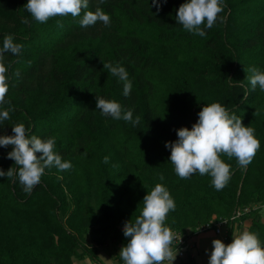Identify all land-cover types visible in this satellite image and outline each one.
Masks as SVG:
<instances>
[{"label":"trees","instance_id":"trees-1","mask_svg":"<svg viewBox=\"0 0 264 264\" xmlns=\"http://www.w3.org/2000/svg\"><path fill=\"white\" fill-rule=\"evenodd\" d=\"M27 2L0 0V48L9 34L22 45L19 55L5 53L10 104L2 107L13 110L0 135H12V124L24 123L29 135L54 137V151L72 167L45 168L30 195L18 177H0V264H104L98 247L109 244L110 253L120 252L129 239L125 222H134L157 183L175 201L165 225L188 241L201 224L225 218L228 244L234 229L250 219L247 230L264 245V90L252 89L248 79L249 68L264 71V0H223V22L218 18L204 28V37L177 23L185 0H167L159 12L152 0H104L99 6L110 25L88 28L79 24L85 10L39 23L25 9ZM98 3L89 0L87 10ZM103 62L125 67L130 96ZM97 94L132 110L139 123L104 116L96 108ZM213 102L241 118L260 141L246 169L221 155L231 177L219 191L207 174L181 179L165 147ZM11 150L0 146L5 172L16 167L7 158ZM119 252L116 264H124ZM187 258L180 264H196L191 254Z\"/></svg>","mask_w":264,"mask_h":264},{"label":"clouds","instance_id":"clouds-1","mask_svg":"<svg viewBox=\"0 0 264 264\" xmlns=\"http://www.w3.org/2000/svg\"><path fill=\"white\" fill-rule=\"evenodd\" d=\"M95 11L87 10L89 0H28L24 6L28 13L39 23H45L53 17H79L81 27L88 28L102 22L110 25V17L99 4ZM167 0H152V5L160 11L162 4ZM223 11V0H185L176 12V21L189 33L204 37V28H212ZM22 19V23H27ZM57 24L62 27L60 21ZM22 45L14 43L12 35H6L3 46L0 48V124L9 120V112L13 109L3 108L8 92V68L5 65V53L19 55ZM104 69L123 83V95L130 96L132 82L128 72L120 63L103 62ZM248 77L252 89L259 85L264 90V71L255 66L248 69ZM19 76V71L15 73ZM96 108L104 116L113 119L139 123L137 116L133 120L132 110H122V106L115 100L105 99L96 95ZM12 135H0V146H12L7 158L14 160L15 168L10 167L6 172L0 169V177L12 179L18 177L26 194L41 181L45 168L55 166L59 171L69 170L72 165L63 160L61 155L54 151L56 140L54 137L41 139L36 135H29L24 123L12 124ZM177 139L165 142L170 149L169 161L174 166L175 173L181 179H187L195 173L210 175L211 184L217 190H222L230 180L231 166L221 159L226 155L229 159L235 158L238 165L247 168L260 148V141L254 134V129L245 126L242 119L229 111L220 103L204 104L198 113V120L191 129L181 127L176 130ZM40 153V155H37ZM109 157H104L108 163ZM18 166V167H17ZM163 175L160 180H163ZM143 206L134 222L130 219L125 222L123 234L129 238L119 252L124 264H164L165 261L173 264L178 249H173L175 233L165 225L167 215L175 209V201L168 189L157 183L143 197ZM198 231V230H197ZM231 243L225 244L221 239H213V249L209 257V264H264V245L258 235L249 230L232 233ZM181 238V237H180Z\"/></svg>","mask_w":264,"mask_h":264},{"label":"rangeland","instance_id":"rangeland-1","mask_svg":"<svg viewBox=\"0 0 264 264\" xmlns=\"http://www.w3.org/2000/svg\"><path fill=\"white\" fill-rule=\"evenodd\" d=\"M248 209H249V207H247L245 209V211H247ZM260 210H261L260 211L261 220L264 222V206H262L260 208ZM249 224H250V219H246L245 221L242 222L241 226L236 227L234 229L233 233H238V232H241L243 230H247V227L249 226ZM214 229H215L214 227L210 228V229L204 231L203 234H201V235L206 234V235L212 236L211 238H208L207 247H204L203 246L204 243L202 244L198 241V239H196L197 240L196 245H195L196 248L186 249V251H184L182 256H179L177 254V256L175 258V260L177 262L174 260L173 262H176V263H173V264H180L181 262L187 261L188 255L192 254V253L196 255L197 260L196 259L195 260L198 261V263H196V264H209V257H210L211 251L213 249V244H212L213 239L218 238V239H221L225 243V238H224L225 237V230H226L225 224L220 227V233H216ZM232 239H233V235L231 237V241H232ZM231 241H230V243H231ZM110 251H111V245H109V244L106 246H99L98 247V253H97L98 257L100 258V260L104 264H116L114 255L118 254L119 251L117 250V251L112 252V253H110ZM206 254H208L207 258L205 257ZM73 264H94V263H92L88 259H84V260L74 259ZM164 264H169V262L165 261Z\"/></svg>","mask_w":264,"mask_h":264},{"label":"built area","instance_id":"built-area-1","mask_svg":"<svg viewBox=\"0 0 264 264\" xmlns=\"http://www.w3.org/2000/svg\"><path fill=\"white\" fill-rule=\"evenodd\" d=\"M238 215H239V212H236L235 215L231 216V219L237 217ZM226 222H227V219H225V218H212L209 222L201 224L200 226H198L196 228L195 234H199V233L206 231L211 224L215 227V232L220 233V227L222 225L226 224ZM172 231L176 235V239H174L172 247L174 250H175V248L178 249L177 254L179 256H182L184 251H186L187 248L188 249L193 248V243H191V241H188V239L185 238L183 234H181L180 232H178L176 230H172Z\"/></svg>","mask_w":264,"mask_h":264},{"label":"crops","instance_id":"crops-1","mask_svg":"<svg viewBox=\"0 0 264 264\" xmlns=\"http://www.w3.org/2000/svg\"><path fill=\"white\" fill-rule=\"evenodd\" d=\"M204 232H202V233H199V234H196V235H193V236H191L190 238H189V240L191 241V243H193V249L194 248H196V239H198V241L200 242V243H204L203 244V246L204 247H207V245H208V238H211L212 236L211 235H206V234H204V235H201V234H203ZM225 235H226V230H225ZM225 238V237H224ZM194 252V251H193ZM191 256L194 258V261H195V263H198V261H196L197 260V258H196V255L195 254H191ZM207 256H208V254H206V258H207ZM196 259V260H195ZM176 261V260H175ZM177 262V261H176ZM176 262H173V263H176ZM169 264H170V262H169Z\"/></svg>","mask_w":264,"mask_h":264}]
</instances>
